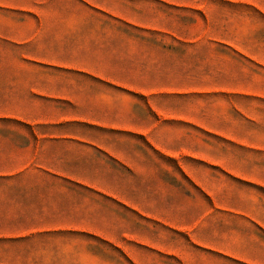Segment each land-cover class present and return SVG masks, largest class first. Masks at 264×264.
Returning a JSON list of instances; mask_svg holds the SVG:
<instances>
[{
  "label": "crops",
  "instance_id": "obj_1",
  "mask_svg": "<svg viewBox=\"0 0 264 264\" xmlns=\"http://www.w3.org/2000/svg\"><path fill=\"white\" fill-rule=\"evenodd\" d=\"M3 1L2 9L23 8ZM35 2L36 7L48 6V14L23 21L0 15V120L27 125L0 126V264H264V223L244 225L252 233L238 237L235 252L194 238L181 250L174 240L154 244L131 235L123 241L98 238L91 230L96 227L92 218L70 212L61 211L64 224H56V216L48 220L46 203L48 184L57 183L115 199L118 195L107 188L110 170L115 171L108 161L125 171L131 168L124 157L128 136H139L150 151L167 159L199 160L264 186V133L255 129L264 126V95L207 89L204 85L219 75L214 77L206 69L209 61L197 57L214 56L213 50L196 47L197 36L158 26L175 24L182 14L190 23L192 17L195 26L196 15L207 20L214 6L263 11L264 2ZM91 13L137 30H85L93 21ZM226 51L243 60L257 54L228 47L215 52L226 57ZM164 96L175 97L177 103L166 109L160 102ZM200 97L212 99L211 108L198 105ZM48 103L53 104V117L40 111ZM214 142L220 143L219 150ZM74 168L80 173L72 174L69 169ZM191 212L111 211V225L129 228L151 220L173 233L192 232L207 228L214 212L250 216L247 211H203L195 222ZM86 235L98 239L76 238ZM196 245L200 254H195Z\"/></svg>",
  "mask_w": 264,
  "mask_h": 264
},
{
  "label": "rangeland",
  "instance_id": "obj_2",
  "mask_svg": "<svg viewBox=\"0 0 264 264\" xmlns=\"http://www.w3.org/2000/svg\"><path fill=\"white\" fill-rule=\"evenodd\" d=\"M9 1L23 8H0V15L20 17L23 21L25 17L48 14V6L36 7L35 0ZM254 1L264 2V0ZM211 10L207 20L197 14L195 26L191 24L194 19L191 17L190 23L188 15L183 14L180 21H175V24L159 23L158 26L173 30L179 35L197 36L196 47L213 50L214 56L197 57L204 58L205 63L206 60L209 61L210 68L206 69L212 70L214 77L219 75L216 80L204 85L207 89L220 87L230 91L264 95V52L259 51L264 49V9L261 11L251 6L224 8L214 6ZM90 16L93 21L86 23L85 30L133 32L137 30L127 28L98 14L91 13ZM225 47L255 50L257 54L250 57V60H243L228 51L225 52L228 53L226 57L217 55L215 51H224ZM160 102L166 109L177 103L176 98L171 96L162 97ZM197 103L198 105L203 103L211 108L209 105L212 99L200 97L197 98ZM61 108L65 112H70L66 105H62ZM40 111L43 112L42 116L45 114L53 117V104H41ZM34 115L41 116L38 113ZM260 121L264 125V117H261ZM0 126L19 125L0 124ZM255 129L264 133V126L256 125ZM124 139L126 143L124 157L131 168L127 167L125 171L114 165L111 160L108 161L115 171L110 170L111 176L108 178L110 184L107 185L110 188H107L118 196L107 200L88 189L73 188L72 185L63 183L48 184V200H46L48 220L56 216L57 219L52 221L59 225L64 224L62 217L65 213L61 215V211H65L76 215L77 218H92L96 227L91 230L99 235L98 238L123 241L130 239L129 235H131L134 239H145L154 244H166L174 240L180 242L181 250L188 248L187 241L194 238L205 241L211 247H219L229 252L238 249L237 239L240 235L252 233L249 232L250 230H244V225L264 223V186L234 178L219 167L199 160L190 158L173 160L162 157L150 151L139 136H128ZM213 146L217 150L220 149V143L214 142ZM216 154L217 151L214 152V156ZM239 155L244 156L246 153ZM176 162H179L180 168ZM262 163L264 164V158ZM69 170L72 174L80 173V169L77 168ZM92 170L88 169L89 172ZM247 170L248 166L245 165L243 171ZM68 187L73 188V191H69ZM37 202L44 203V200L38 199ZM111 211H193L190 218L195 222L203 211H247L250 216L244 217L232 213L219 215L214 212L208 217L207 228L196 227L192 232L173 233L167 227H161L151 220L146 224L129 228L115 222L111 225V220L114 221ZM126 233L128 236H125ZM76 238L90 240L97 237L86 235ZM133 250L136 248L134 247ZM199 250L202 249L196 245L195 254H200Z\"/></svg>",
  "mask_w": 264,
  "mask_h": 264
},
{
  "label": "trees",
  "instance_id": "obj_3",
  "mask_svg": "<svg viewBox=\"0 0 264 264\" xmlns=\"http://www.w3.org/2000/svg\"><path fill=\"white\" fill-rule=\"evenodd\" d=\"M0 124H13V125L21 124V125H23L22 123H19L17 121H13V120H0ZM23 126H27V125H23Z\"/></svg>",
  "mask_w": 264,
  "mask_h": 264
}]
</instances>
